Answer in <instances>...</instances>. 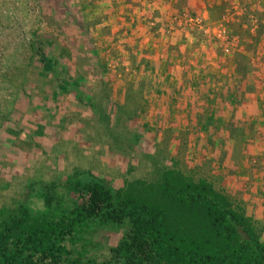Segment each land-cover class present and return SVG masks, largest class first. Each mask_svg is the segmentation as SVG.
<instances>
[{"label": "rangeland", "instance_id": "374dc122", "mask_svg": "<svg viewBox=\"0 0 264 264\" xmlns=\"http://www.w3.org/2000/svg\"><path fill=\"white\" fill-rule=\"evenodd\" d=\"M189 1L0 0V211L42 210L39 197L51 185L54 207H71L70 178L120 188L177 166L242 207L264 239V114L251 125L249 109L225 108L221 91L209 86L219 84L218 69L206 70L235 59L244 73L254 70L264 99V0ZM172 38L192 48L175 45L176 65L185 68L168 69L162 78L172 75L175 85L160 88L162 102H150L145 94L156 89L140 78L154 73H140L139 53L153 43L158 65L169 62ZM34 43L60 61L65 85L42 73ZM184 75L191 79L178 90ZM121 237L119 229L99 236V255Z\"/></svg>", "mask_w": 264, "mask_h": 264}, {"label": "trees", "instance_id": "16d2710c", "mask_svg": "<svg viewBox=\"0 0 264 264\" xmlns=\"http://www.w3.org/2000/svg\"><path fill=\"white\" fill-rule=\"evenodd\" d=\"M37 44L42 73L65 85L60 61ZM155 175L120 188L70 178L71 207H54L51 185L39 197L42 210L22 204L0 211V264H264L263 229L242 207L177 166ZM113 229L121 239L99 255V236Z\"/></svg>", "mask_w": 264, "mask_h": 264}, {"label": "crops", "instance_id": "0c3cea01", "mask_svg": "<svg viewBox=\"0 0 264 264\" xmlns=\"http://www.w3.org/2000/svg\"><path fill=\"white\" fill-rule=\"evenodd\" d=\"M138 1L140 4L143 3L144 7L148 5V4L146 5L147 0H138ZM169 1H171V3H172V2H176L177 0H168V2ZM196 2L199 4H202L196 0H194V1L190 0L189 5L191 6L192 3L196 4ZM143 4H142V6H143ZM195 6H197V4ZM144 7H142V8L145 9ZM199 9H201V8H199ZM162 37L163 36H161V35H157V38L160 40L162 39ZM147 38H149V37H147ZM147 40H149V39H147ZM153 40H156V38L154 37ZM172 40H174V41H172ZM161 41H164V40L162 39ZM151 44L146 46L145 50H143V48H142L141 52L140 53L138 52L139 56L141 55L142 60H143L142 63L139 64V70H140V73H142V74L144 73V75H145V73L153 72L154 77H150V76H147V78L141 77L140 81L142 82V84H144L145 87L146 86L147 87H154L156 89L155 90L156 93H152V95H150L151 93H149V91L146 92V94H145L146 98L150 97L148 99V101L153 102V100H154L156 102L157 101L162 102L163 97H165V92L163 91L164 89L161 90L160 88H164V86H166V88L167 87L170 88V87H173L175 85V82H174L175 79L173 78L172 75L169 78L163 79L162 78L163 74H166L168 72V69L172 70V71H175V70L179 71L180 69L183 70L185 68L183 66H180V64L176 65V63H178L179 59L181 58V56H179V54H181V52H179L180 50L177 48H184V50H185L186 48L191 49L192 47L190 46V44L188 42H185V47H184V43L180 42L178 39L176 42V39L172 38L170 43L167 44V46L169 47V51L168 52L166 51V53L169 54V62H167V61L165 62L166 66L164 65L165 64L164 62H161L160 63L161 65L159 66L158 65V62H160V61H158L159 59L154 60V59H157L159 56H155V54H156V52L154 50L155 47H154L153 43H151ZM175 45H176V47L178 45H180V47L178 46L177 48H174ZM205 50H207V49H205ZM187 51H190V50H186V52ZM241 54H243V53H241ZM210 65H211V63H208V66H210ZM200 68H201V64H196L195 66L190 67L189 70H192V73L195 74L197 71L199 72ZM214 68L218 69L217 78L219 79L218 80L219 84L217 85V84L210 83L209 86L211 88L217 87V90L221 91L220 93L222 96H220V97H224L225 108L228 107L229 103L232 104V102H235V103L239 104V109L241 111L246 113V112H248L246 110L249 109L250 110V116H249L250 122H249V124L252 125L253 121L258 120V118L262 114H264V99H263L262 94L260 96L259 88H258L259 82H257V78L254 74V70L249 69L248 71H246L244 73V71L242 70L241 62H238L235 59L233 60V62H230L229 64H225V59H224L221 62V64H219L218 66L212 65V68H210V70L208 68L206 70L211 72V70L214 71ZM250 70L253 71V73H249ZM211 73L214 74L213 72H211ZM160 74H162V75L160 76ZM179 77H180V79L177 80L178 84L176 83V85H178V90H181V87L184 85V83L185 82L187 83V81H189L191 78L189 76H185V75H184V77H181V76H179ZM194 77L196 78V75ZM192 78H193V76H192ZM205 79H206V83L208 85V82L210 80L209 75H207L204 78L202 84L204 83ZM220 86H222V87L220 88ZM175 91L176 90H174V92H173L174 94H175ZM213 91H214V89H213ZM175 95H177V94H175ZM158 97H159V99H158ZM170 97L172 98V99H170V101L173 102L172 94H170ZM170 97H168V98H170ZM177 97H178V95H177ZM258 97L261 100L258 101ZM159 115H160V117L162 116L161 114H159ZM154 116L156 117V115H154ZM244 117H247V116H244ZM212 118L217 119L215 115L212 117L211 116L208 117L209 120ZM214 124L215 123L213 121L211 123V126L212 127L215 126ZM221 128L224 129L223 124L220 127V129ZM209 133L210 134H219V133H221V130H218V128H217L214 131H209Z\"/></svg>", "mask_w": 264, "mask_h": 264}, {"label": "built area", "instance_id": "2783aa9c", "mask_svg": "<svg viewBox=\"0 0 264 264\" xmlns=\"http://www.w3.org/2000/svg\"><path fill=\"white\" fill-rule=\"evenodd\" d=\"M194 22L200 24L202 22V20L197 18V19L194 20Z\"/></svg>", "mask_w": 264, "mask_h": 264}]
</instances>
